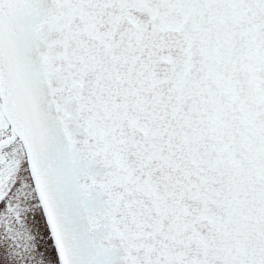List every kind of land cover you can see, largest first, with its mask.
Listing matches in <instances>:
<instances>
[{
    "label": "snow or ice",
    "instance_id": "1",
    "mask_svg": "<svg viewBox=\"0 0 264 264\" xmlns=\"http://www.w3.org/2000/svg\"><path fill=\"white\" fill-rule=\"evenodd\" d=\"M0 264H264V0H0Z\"/></svg>",
    "mask_w": 264,
    "mask_h": 264
}]
</instances>
